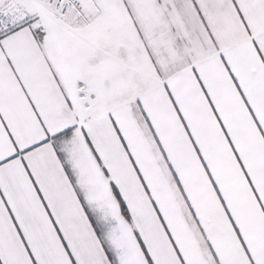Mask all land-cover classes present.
<instances>
[{
    "label": "snow or ice",
    "instance_id": "snow-or-ice-1",
    "mask_svg": "<svg viewBox=\"0 0 264 264\" xmlns=\"http://www.w3.org/2000/svg\"><path fill=\"white\" fill-rule=\"evenodd\" d=\"M0 264H264V0H0Z\"/></svg>",
    "mask_w": 264,
    "mask_h": 264
}]
</instances>
